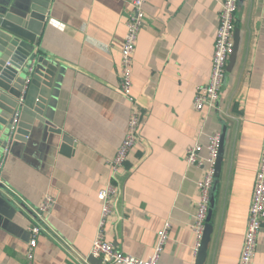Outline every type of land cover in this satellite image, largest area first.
Wrapping results in <instances>:
<instances>
[{"label": "crops", "instance_id": "1", "mask_svg": "<svg viewBox=\"0 0 264 264\" xmlns=\"http://www.w3.org/2000/svg\"><path fill=\"white\" fill-rule=\"evenodd\" d=\"M130 2H49L37 48L58 68L44 116L72 142L62 146V136L37 132L0 160V264H103L87 258L99 223L97 192L110 179L117 194L105 240L148 259L168 223L157 264H195L191 225L203 173L187 165L185 151L195 141L204 147L223 129L205 264H238L264 142V0L237 1L235 61L209 112L196 111L193 100L210 74L219 0H147L132 67L140 136L112 175L108 161L130 112L118 90ZM45 195L54 199L48 232L37 237L28 259L29 227ZM253 264H264L263 232Z\"/></svg>", "mask_w": 264, "mask_h": 264}, {"label": "built area", "instance_id": "2", "mask_svg": "<svg viewBox=\"0 0 264 264\" xmlns=\"http://www.w3.org/2000/svg\"><path fill=\"white\" fill-rule=\"evenodd\" d=\"M237 1L219 0L220 10L217 17L210 74L206 84L197 87L193 100V108L196 111L209 112L219 100L221 87L227 74L228 60L233 51ZM146 2L147 0H131L125 21L126 32L120 48L118 90L129 104L130 112L123 140L117 148L114 157L108 161L109 171L112 175H116L124 167L130 152L138 143L140 136L141 115L137 107L136 98L132 93V67L138 36L145 22L144 6ZM220 142L221 133L217 131L208 136V142L204 147L199 141H195L185 151V162L187 165L200 168L203 173L202 179L197 183L199 196L191 225L195 237L194 250L196 255L208 214L209 193L215 178V166L219 155ZM203 149L206 152L205 155L201 154ZM6 152L8 150L5 151V154ZM3 162L4 160L1 159V163ZM1 163L0 165H2ZM116 194L117 187L111 179L97 192V199L100 203L99 223L89 255L100 259L103 264H157L167 241L168 223L158 232L154 250L148 259H140L124 254L105 240V228L109 216L113 213ZM53 205V197L45 195L38 207L34 209L32 223L29 227L28 259L33 256L37 237L41 233L48 232L47 217ZM262 232L264 233V142L255 173L246 231L238 264H253L258 237ZM78 264H86L85 259L83 261L79 260Z\"/></svg>", "mask_w": 264, "mask_h": 264}, {"label": "water", "instance_id": "3", "mask_svg": "<svg viewBox=\"0 0 264 264\" xmlns=\"http://www.w3.org/2000/svg\"><path fill=\"white\" fill-rule=\"evenodd\" d=\"M50 0H0V160H6L10 148L37 132L62 136V146L71 139L56 129L44 116L50 89L58 65L39 55L37 48L47 19ZM234 30L233 51L227 72L237 52ZM32 132V133H31ZM225 129L221 132L215 178L209 193V208L195 264H205L211 241V216L216 202ZM8 150V152L5 151ZM0 193V203L3 201ZM88 256L87 261H92Z\"/></svg>", "mask_w": 264, "mask_h": 264}]
</instances>
